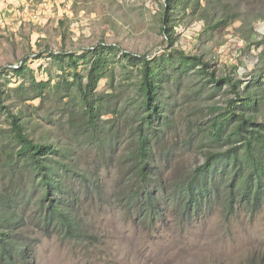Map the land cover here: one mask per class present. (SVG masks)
<instances>
[{
	"label": "rangeland",
	"instance_id": "1",
	"mask_svg": "<svg viewBox=\"0 0 264 264\" xmlns=\"http://www.w3.org/2000/svg\"><path fill=\"white\" fill-rule=\"evenodd\" d=\"M224 1L240 8L242 15L233 24L203 31L204 20L185 21L175 27V46L202 55L219 76L236 67L242 90L264 78V0ZM164 2L0 0V67L16 68L27 62L38 81L49 83L44 95L38 96L20 89L24 78L8 72L2 75L7 83L5 104L19 115L33 140L66 151L63 161L76 173L61 171V182L69 189L64 197L70 199L83 228L99 239L97 246H77L57 235L48 238L34 228L41 194L30 170H15L12 176L9 162L15 143L7 117L0 111V193L23 194L24 202L17 210L25 221L21 233L32 241L35 264H252L250 250L264 251V198L256 213L238 206L232 215L224 216L227 212L214 206L188 222L178 220L180 213L163 198L159 201L164 217L152 226L117 205L120 190L131 184L127 159L136 144L135 129L142 112L137 106L139 75L135 68L124 67L120 53L109 58L110 68L98 83V94L103 97L100 119L105 121L99 123L98 136L89 131L74 89L56 87L63 63L52 60L49 52L81 54L104 43L133 55L162 56L168 50L160 29ZM159 69L158 98L170 125L164 129L163 140L168 155L157 146L153 160L156 178L171 184L174 177L203 161L197 126L213 117L208 107L222 108L234 95L227 86L213 90L196 74L177 73L166 64ZM259 87L252 84L253 91ZM263 93L259 91L258 97ZM259 111L264 114V101ZM153 125L161 127L162 123L154 121ZM81 171L98 183L86 186L78 174ZM159 195L162 192L157 189Z\"/></svg>",
	"mask_w": 264,
	"mask_h": 264
},
{
	"label": "trees",
	"instance_id": "2",
	"mask_svg": "<svg viewBox=\"0 0 264 264\" xmlns=\"http://www.w3.org/2000/svg\"><path fill=\"white\" fill-rule=\"evenodd\" d=\"M239 10L224 0H165L160 14V29L164 33L168 50L162 56L133 55L120 50L116 45L104 43L84 50L81 54L75 51L58 54L49 52L52 60L63 63L59 66L61 82L56 87L74 89L79 110L93 136H98L99 123L105 122L100 119L103 97L98 94V83L110 68L109 58L120 53L124 67L135 68L139 75L137 106L142 112L140 123L135 129L136 144L127 159V178L131 184L120 190L117 205L132 217L147 221L143 223L148 226L154 225L157 218L164 217V208L161 209L159 201L163 198L180 213L176 215V212L175 217L185 222L202 216L201 213L214 206L224 209L227 212L224 216L232 215L238 206H245L249 208L248 211L255 213L262 206L264 114L260 113L259 107L264 101V93L259 98L258 92H264V78L260 76L256 82H251L241 90L236 67H231L228 73L219 76L202 55L189 54L175 46V27L181 23L186 21L190 24L196 19H202L203 31L226 28L242 15ZM256 19L255 22L258 21ZM250 31L253 32V27ZM162 64L177 73H192L204 78L205 84L213 90L227 86L234 95V98L226 100L222 108L208 107L213 117L197 126L200 140L197 147L203 150V161L179 177H174L170 180L171 184L156 178L158 175L153 160L157 146L161 147L165 156L168 155V150L163 149L168 148L163 140L164 129L170 122L167 115H162L158 98V79L161 77L159 68ZM8 72L24 78L18 84L20 89L24 92L30 89L38 96L44 95L49 83L38 81L27 62L20 63L16 68L0 67V111L7 117L8 132L15 143L9 168L12 176L15 170H30L41 194L37 199L35 213L38 225L34 228L48 238L57 235L77 246L99 245L97 234L88 233L83 228L70 199L64 197L69 189L61 182L60 173L68 170L76 173L63 161L66 151H60L53 143L33 140L19 115L5 104L7 83L3 82L2 75ZM26 84L28 88H25ZM252 84L260 86L259 89L253 91ZM154 121L161 122V127L154 126ZM192 136L196 137L195 134ZM191 140L192 137L189 143ZM78 174L86 186L98 183V180L92 179L84 171ZM157 189L162 195L156 196ZM22 195V192L0 193V264H35L32 241L21 233L25 221L17 209L24 202ZM252 257V264H264V253H254Z\"/></svg>",
	"mask_w": 264,
	"mask_h": 264
},
{
	"label": "clouds",
	"instance_id": "3",
	"mask_svg": "<svg viewBox=\"0 0 264 264\" xmlns=\"http://www.w3.org/2000/svg\"><path fill=\"white\" fill-rule=\"evenodd\" d=\"M257 249H253V250H250V257H252L254 255V253H264V251H258L256 252Z\"/></svg>",
	"mask_w": 264,
	"mask_h": 264
}]
</instances>
